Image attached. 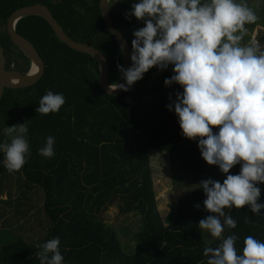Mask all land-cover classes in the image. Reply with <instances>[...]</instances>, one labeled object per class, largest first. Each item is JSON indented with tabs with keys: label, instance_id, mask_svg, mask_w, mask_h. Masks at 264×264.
Segmentation results:
<instances>
[{
	"label": "trees",
	"instance_id": "16d2710c",
	"mask_svg": "<svg viewBox=\"0 0 264 264\" xmlns=\"http://www.w3.org/2000/svg\"><path fill=\"white\" fill-rule=\"evenodd\" d=\"M134 2L110 0L108 5L130 51L133 30L143 27L142 20L125 18ZM34 4L47 6L71 39L104 55L109 83L123 82L117 64L125 67L124 54L105 24L100 0H0L6 70L28 73L31 68L28 56L11 40L7 20L16 10ZM16 31L32 42L45 73L32 86L6 88L0 101V142L10 141L6 127L25 122L29 144L21 169L9 172L0 163V195L7 194L0 204V245L7 242L0 246V264H39L35 245L54 236L60 237L64 264H207L204 247H218L221 238L208 243L210 233L198 226L200 219L212 214L203 206L205 195L198 184L207 178L222 183L225 174L202 159L196 140L180 134L174 112L165 107L169 97L174 100L175 92L182 91L179 85L163 84L172 74L171 65L159 71L153 66L124 94L109 95L99 84L98 61L63 44L46 19L26 16ZM255 40L264 50V30L257 31ZM46 90L62 93L65 103L55 113H36ZM47 135L55 140L54 155L48 158L38 153ZM150 151L168 155L178 187L194 186L172 202L166 217L155 192ZM229 172L238 173L239 164ZM258 186L261 203L264 183ZM117 201L122 213L135 210L142 216L133 253L103 217ZM224 210L236 220V227L225 229L222 236L236 234L237 254L245 236L264 241V216L246 205Z\"/></svg>",
	"mask_w": 264,
	"mask_h": 264
},
{
	"label": "clouds",
	"instance_id": "9594fccd",
	"mask_svg": "<svg viewBox=\"0 0 264 264\" xmlns=\"http://www.w3.org/2000/svg\"><path fill=\"white\" fill-rule=\"evenodd\" d=\"M124 15L142 20L143 27L132 32L130 66L117 64L123 82L110 83L109 91H128L153 66L159 71L171 65L163 84L179 85L182 91L165 107L174 112L180 134L196 140L202 159L225 174L222 183L207 178L198 184L203 206L212 213L198 226L221 238L218 247H204L207 264H264V241L245 236L237 254L236 234L222 236L236 227L225 208L246 205L264 216V202H257L258 183H264V50L255 39L240 43L245 25L257 20L255 12L245 0H135ZM64 103L62 93L46 90L35 112L55 113ZM27 132L25 122L5 128L6 134L15 133L9 142H0V163L9 172L26 162ZM54 142L47 135L38 153L52 157ZM237 164L239 172L230 173ZM59 245V236L36 244L39 264H64Z\"/></svg>",
	"mask_w": 264,
	"mask_h": 264
},
{
	"label": "water",
	"instance_id": "95a60500",
	"mask_svg": "<svg viewBox=\"0 0 264 264\" xmlns=\"http://www.w3.org/2000/svg\"><path fill=\"white\" fill-rule=\"evenodd\" d=\"M109 1L110 0H100L101 14L110 33H112L113 36L116 37L120 46H123L122 51L124 54V64L125 68H127L131 63L129 55L130 47L127 37L117 27L114 26L108 8ZM31 15L40 16L46 19L50 26L54 29L56 35L67 47L75 51L89 54L98 61L99 84L104 92L109 95L115 96H119L125 93V91L120 89L109 91V65L106 58L99 50L90 45L80 44V42L71 39L62 29V26L52 16V13L47 6L43 4H34L22 7L11 14V16L7 20V32L14 44L25 52L32 65H37L38 70L34 74H32L30 70L28 71V73L6 70L4 50L0 45V101L6 88L15 89L32 86L37 83L45 73V63L32 42L16 31V25L18 21L26 16ZM12 80H17V82H12Z\"/></svg>",
	"mask_w": 264,
	"mask_h": 264
},
{
	"label": "rangeland",
	"instance_id": "374dc122",
	"mask_svg": "<svg viewBox=\"0 0 264 264\" xmlns=\"http://www.w3.org/2000/svg\"><path fill=\"white\" fill-rule=\"evenodd\" d=\"M264 0H261V8L260 11L264 9ZM239 2V0H237ZM249 6V5H248ZM254 11L255 6H249ZM259 8V7H257ZM259 17H257V21L260 20L261 14H258ZM249 24L245 25V28L248 27ZM247 33L245 32L244 37H247ZM18 70L22 71L19 67ZM14 133L8 134V136H12ZM150 159H151V165H152V171H153V180L155 184V192L157 195L159 208L163 214L164 217L169 212V209H171L172 202H176L178 196L181 194H184L188 191H191L194 189V186L192 183L186 184L184 187H178L174 181V170L172 168L171 160H169L168 155L166 153L161 152H155L150 151L149 152ZM215 166L216 169H218V166ZM219 170V169H218ZM0 195V203H3L2 200L7 197V195ZM35 197H38V195H34ZM103 217L107 224L113 226V228L118 232L121 242L125 249L130 251L133 248V245L135 244L134 236L137 231L141 229L142 226V216L137 211H131L128 213H122L119 208V202H115L110 208H108L104 213ZM19 223H15L17 225ZM207 230H204V233L206 234ZM216 237H212L211 234L207 236V242H212ZM8 241V240H6ZM7 242L1 241V245L5 244ZM0 245V246H1ZM128 253H133V250Z\"/></svg>",
	"mask_w": 264,
	"mask_h": 264
},
{
	"label": "crops",
	"instance_id": "0c3cea01",
	"mask_svg": "<svg viewBox=\"0 0 264 264\" xmlns=\"http://www.w3.org/2000/svg\"><path fill=\"white\" fill-rule=\"evenodd\" d=\"M245 2L249 6H252V5L255 6L256 5V7L254 8V12H255V14H256L257 17H259L258 14H261V18H260L259 21L256 20L254 23H251V24L248 25V27L246 28L247 29L246 33L248 35H247V37H244L243 36V38H242V40L240 42L241 44H246L250 40L255 39V37L257 35V31L259 29L264 30V9L260 11V8H261L260 3H261V0H245ZM257 7H259V8H257ZM31 68H32V65H31ZM2 195H7V194L6 193L1 194V197H3ZM0 204L3 205V203H0Z\"/></svg>",
	"mask_w": 264,
	"mask_h": 264
},
{
	"label": "bare ground",
	"instance_id": "6f19581e",
	"mask_svg": "<svg viewBox=\"0 0 264 264\" xmlns=\"http://www.w3.org/2000/svg\"><path fill=\"white\" fill-rule=\"evenodd\" d=\"M33 69H35V71ZM37 70H38L37 65L36 64H33L32 65V68L30 69V71L32 72V74H34L35 72H37ZM12 82H17V80H12Z\"/></svg>",
	"mask_w": 264,
	"mask_h": 264
}]
</instances>
